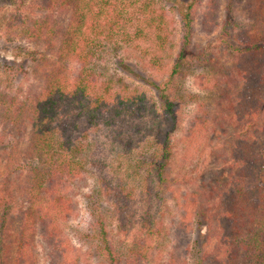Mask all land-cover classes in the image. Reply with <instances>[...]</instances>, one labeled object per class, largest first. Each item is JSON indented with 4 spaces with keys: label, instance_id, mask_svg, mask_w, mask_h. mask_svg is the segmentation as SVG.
I'll list each match as a JSON object with an SVG mask.
<instances>
[{
    "label": "trees",
    "instance_id": "trees-1",
    "mask_svg": "<svg viewBox=\"0 0 264 264\" xmlns=\"http://www.w3.org/2000/svg\"><path fill=\"white\" fill-rule=\"evenodd\" d=\"M4 1L12 6L3 16L5 32L12 39L30 43L33 49L20 46V64L5 73L11 82L20 75V89L0 86V129L16 139L26 136L22 173L10 177L14 158L8 156L9 169L0 181V264H35L39 245L46 264H73L72 247L61 222L76 215L71 184L81 178L87 165L99 162L84 156L90 133L100 125L113 127L132 120L144 107L143 93L127 84L116 87L98 70L97 60L105 53L103 41L118 49L117 43L131 44L152 36L153 51L142 54L149 56L144 58L147 67L159 71L165 67L163 60L172 45L170 20L157 0H33L39 8L35 16L21 12L23 0ZM235 2L243 8L246 20L242 23L228 16ZM198 3L185 0L186 6L180 8L181 36L175 58L167 77L151 83L163 116L170 121L168 130L178 122L181 97L177 82L199 55L192 27ZM220 4L221 0H206L200 17L204 32L217 28ZM225 11V23L231 24L232 19L238 27L236 42H229L228 66L223 65L226 71L223 69L219 79L207 73L196 77L199 88L214 99L200 104L188 123L184 163L196 159L198 153L192 145L207 139L210 129L216 130L217 120L227 119L236 129L219 152V178L198 182L193 172L194 177L178 179L190 187L179 192V216L170 228V249L155 264L188 263L195 219L207 232L202 234V248L194 264H264V187L258 177L264 166L259 151L264 148V123H259L264 114V0H226ZM8 61L2 62L3 72L13 63ZM72 62L76 63L73 73ZM22 82L31 84L30 89L24 91ZM167 140L163 136L162 141ZM162 159L152 163L148 178L158 187L146 184L152 198L161 202L164 192L171 191L165 150ZM201 167L200 175L205 172ZM102 183L113 202L118 227L125 232L133 216L131 194L107 180ZM94 211L99 250L104 251L108 264H151L152 243L162 232L153 214L145 213L144 234L136 246L128 254H120L108 239L98 206Z\"/></svg>",
    "mask_w": 264,
    "mask_h": 264
},
{
    "label": "rangeland",
    "instance_id": "rangeland-1",
    "mask_svg": "<svg viewBox=\"0 0 264 264\" xmlns=\"http://www.w3.org/2000/svg\"><path fill=\"white\" fill-rule=\"evenodd\" d=\"M31 1L34 2L33 0L20 1L21 12L26 16H35L39 9ZM157 2L165 8L172 31L170 41L172 45L170 48L168 47V56L165 54L163 60L165 67L162 70L149 69L146 64L147 60L144 59H148L149 56L144 57L142 54L143 51H153L152 36L131 44L117 43L120 46L118 49L113 48L115 45L112 42L103 41L105 53L97 60L98 70L106 77L111 78L116 83V87L127 84L130 89L143 93L145 95L144 107L141 113L132 120L121 122L113 127L100 125L90 133L84 156L87 161L91 159L99 162H97L98 165H87L81 178L71 184L69 192L75 202L76 215L61 222L62 231L72 247L73 264H108L104 251L99 250V240L96 237L95 215L97 213L94 211L95 206H98L99 214L105 217L108 239L112 247L120 254H128L129 250L136 246L139 237L144 234L141 224L145 213L149 211L153 214L162 230L159 234L160 237L152 243L150 260L151 264H155L170 249L172 241L170 228L175 225L176 222L174 224L173 222L179 216V206L177 205L179 192L190 187L178 179L182 176L191 175L194 177L196 175L198 182L201 180H212L213 182L222 173L218 159L224 144L231 138L230 135L236 127H233V124L227 119L217 120L216 130L210 129L207 139L195 141V145H192L196 148L198 155L194 161L189 163H184L183 160L184 154L188 151L185 132L199 105L207 101L212 102L214 99L213 95H208L199 88L196 77L207 73L219 79L223 69L226 71L223 65L228 66L227 58L231 51L229 44L235 43L237 38L238 27H235V22L232 19L240 23L246 20L243 8L241 9V5L235 2L232 15H228L232 18L231 24H226V0H221L217 28L207 33L200 28L201 11L206 0H199L192 23L194 42L199 55L198 58L190 61L186 75L177 82L179 84L178 93L181 97L176 115L178 122L174 127H171L172 130H168L170 121L165 120L157 91L151 83H160L167 77V72L180 43L181 18L179 10L186 5L185 0H157ZM11 9L12 6L4 0H0V86H10L13 91H16V89H20V75L14 79V82H11L6 79L5 73L9 72L10 67L16 68L20 64L22 58L20 46L28 50H32L33 46L23 39H12L5 32L6 25L3 16ZM225 30L229 31L228 35ZM3 60H13L11 65L8 61L9 66L5 72L1 69ZM71 69L72 73L76 71V63H71ZM21 86L26 91L30 89L31 84L22 82ZM216 116L215 113L214 117ZM259 123H264V114ZM163 136L168 137V140L162 141ZM25 145L26 136L16 139L0 129V181L9 169L6 165L8 156L14 158V162L10 165L11 169L8 171L11 173L10 177L14 179L15 175L22 171L20 166L25 164L22 157ZM164 150L169 158L171 191L162 193L161 202L152 198L146 184L149 182L156 185L155 181H149L148 178L153 172L152 163L163 158ZM259 151L264 158V148H259ZM195 165L196 169H194ZM201 166H204L203 170H205L202 175H200ZM193 172H195L194 175ZM258 177L260 185L264 187V166L260 169ZM102 180L122 186L125 192L131 194L130 204L133 216L129 218L126 224L128 230L125 232L118 227V221L113 214V202L108 199L105 183H102ZM194 221L190 239L192 253L188 257L187 264L196 262L198 251L202 248H200L203 242L202 234L207 232L202 224L198 225V219ZM13 249L14 246L11 247L10 254L13 253ZM36 253L38 257L35 264H46L47 258L40 245L37 247Z\"/></svg>",
    "mask_w": 264,
    "mask_h": 264
}]
</instances>
